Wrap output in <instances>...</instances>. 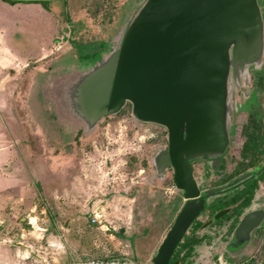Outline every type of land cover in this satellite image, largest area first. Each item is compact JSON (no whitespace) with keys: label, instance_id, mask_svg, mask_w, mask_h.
<instances>
[{"label":"rangeland","instance_id":"obj_1","mask_svg":"<svg viewBox=\"0 0 264 264\" xmlns=\"http://www.w3.org/2000/svg\"><path fill=\"white\" fill-rule=\"evenodd\" d=\"M144 1H50L56 8L47 18L26 10L0 18L9 22L1 34L15 50L0 49V264L106 258L149 264L173 224L181 193L172 170L155 179L152 163L167 146L166 130L134 119L129 103L90 126L69 99L71 76L101 62ZM258 3L264 19V0ZM256 83L252 69L247 83L232 87L225 170H213L204 156L195 159L199 188L215 186L247 161L239 152L246 114L264 123V87ZM257 197L255 206L264 209L262 182ZM251 235L227 254L222 240L203 243L193 264H264V224Z\"/></svg>","mask_w":264,"mask_h":264},{"label":"water","instance_id":"obj_2","mask_svg":"<svg viewBox=\"0 0 264 264\" xmlns=\"http://www.w3.org/2000/svg\"><path fill=\"white\" fill-rule=\"evenodd\" d=\"M263 50L258 0H145L101 62L69 79L73 111L88 125L129 103L134 119L167 132V146L152 159L155 179L171 169L183 204L151 264H169L207 205L260 173L254 169L201 192L192 162L204 156L213 170L221 168L229 143L232 87L248 82V69L260 64ZM263 218V209L247 213L227 249L248 243Z\"/></svg>","mask_w":264,"mask_h":264},{"label":"trees","instance_id":"obj_3","mask_svg":"<svg viewBox=\"0 0 264 264\" xmlns=\"http://www.w3.org/2000/svg\"><path fill=\"white\" fill-rule=\"evenodd\" d=\"M3 1L8 2L10 4L14 3L13 1L10 0H3ZM263 32H264V19H263ZM263 61H264V50L260 64L257 67L250 66L248 69V76H249V72L252 69L256 71V75H257L256 85L259 88L264 87ZM232 100H233V96L231 97V105H233ZM128 106H130V104ZM250 120L251 123H255V126L253 125V128L251 129V125H250V141L244 144L243 154L245 155L247 152H249L250 157L252 158L249 159L248 162H240L232 173L228 174L220 181H217L215 185L217 186L222 184L224 186L225 184L230 183L231 181L237 178L236 176H238L241 173H244L249 167L252 166H254L255 170L260 171V173L256 177L251 178L248 182L242 185L243 188L241 190L238 191V189H235L223 195L219 200H217L213 204L207 205L205 210L200 214V216H202L205 213H208L206 220L202 222L198 220L199 218H197L193 221V223L190 225V227L184 234L182 240L178 243L177 247L175 248L169 264H193V256L195 254L196 248L203 243H211V241H213L211 243L212 245L219 243L221 240L224 241L226 250L223 253L225 254L238 250L239 248H236L235 250H233L232 248L227 249V246L233 237V235L230 236L231 233L237 227L240 220L247 213L256 209H262L260 207L255 206V203L261 201V198L257 197V190L259 188V181L264 180V169H262V167L264 166V157H261L264 150V142L258 140V136L255 134V130H258L257 128H259L258 124L256 123V120L258 119L254 116H251ZM247 131L249 130L246 127L245 132L247 133ZM263 224H260L258 229ZM207 230H210V233L206 232ZM215 238L216 241L214 242ZM250 239H251V235H250ZM243 245H241L240 247H242Z\"/></svg>","mask_w":264,"mask_h":264},{"label":"crops","instance_id":"obj_4","mask_svg":"<svg viewBox=\"0 0 264 264\" xmlns=\"http://www.w3.org/2000/svg\"><path fill=\"white\" fill-rule=\"evenodd\" d=\"M10 1H13L14 3L10 4L8 2L0 0V18L6 17L10 13H17V12L21 13L25 10L28 12L30 11V13L33 12L39 17L47 18L49 12H51V10H54L56 7L55 6L49 7L48 4L46 3L50 1L56 2L60 0H10ZM8 26H9V22L8 23L3 22L0 24V43L3 46L0 49L8 51L11 54V51L13 52L15 51L14 46L10 44V40L8 38L5 39V37H3V35L1 34L2 31H7ZM19 61L23 62V60L21 59Z\"/></svg>","mask_w":264,"mask_h":264},{"label":"flooded vegetation","instance_id":"obj_5","mask_svg":"<svg viewBox=\"0 0 264 264\" xmlns=\"http://www.w3.org/2000/svg\"><path fill=\"white\" fill-rule=\"evenodd\" d=\"M249 96H250V92H249V94H248ZM234 105H235V103H234ZM238 111H239V109H237V111H236V115H232V122H234V124H235V121H236V117H237V115L238 114H240V113H242V111H239V113H238ZM251 116H254V117H256L258 120H256V123L258 124V127L259 128H257L258 130H255V134L258 136V140H260V141H262V142H264V123H263V121H262V119L260 118V117H258L257 115H255L254 114V112H252V113H247L246 114V118H245V122H244V125H242L241 126V129H240V131H239V136H241V138L243 139V141H242V144H241V147H240V155H241V158H242V160H245V158H248L247 159V161H241V162H248L249 161V159H251L252 157H250V153L249 152H247L245 155L243 154V147H244V144L246 143V142H248V141H250V125H251V129L253 128V125L255 126V123H251V120H250V118H251ZM247 127V129L249 130V131H247V133L245 132V128ZM231 136H232V126L230 127V129H229V142H230V140H231ZM261 157H264V150H263V153H262V155H261ZM223 160V162L221 163V169L219 170V172H223L224 170H225V161H224V159H222ZM240 162H238L237 164H236V166H235V168L237 167V165L239 164ZM195 165V164H194ZM192 168H193V176H194V166H193V164H192ZM234 168V169H235ZM233 169V170H234ZM254 169V166H252V167H249L245 172H247V171H252ZM233 172V171H232ZM231 172V173H232ZM244 172V173H245ZM244 173H241V174H239L238 176H240V175H242V174H244ZM225 176H227V175H224V176H222V177H219V179H218V181H220L222 178H224ZM238 176H236V177H238ZM236 177H234V178H236ZM194 178H195V176H194ZM233 178V179H234ZM217 182V181H216ZM216 182H215V184H216ZM264 183V180H262V181H259V184L260 183ZM221 186H223L222 184L221 185H215V186H212V187H207V188H200V191L202 192V191H205V190H211V189H216V188H218V187H221ZM243 188V186H240L239 188H238V191L239 190H241ZM257 203L258 202H256L255 203V205H257ZM263 209V208H262ZM264 210V209H263ZM263 222H264V218H263V220H262V222L260 223V224H263ZM258 227L259 226H257V227H255L253 230H252V232H254V231H256L257 229H258ZM235 230V229H234ZM234 230H233V232L231 233V235L230 236H232L233 234H234ZM251 232V233H252ZM251 233H250V235H251ZM252 236V235H251Z\"/></svg>","mask_w":264,"mask_h":264},{"label":"built area","instance_id":"obj_6","mask_svg":"<svg viewBox=\"0 0 264 264\" xmlns=\"http://www.w3.org/2000/svg\"><path fill=\"white\" fill-rule=\"evenodd\" d=\"M69 264H138L126 258L77 259ZM150 264V262H149Z\"/></svg>","mask_w":264,"mask_h":264}]
</instances>
